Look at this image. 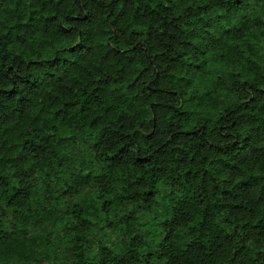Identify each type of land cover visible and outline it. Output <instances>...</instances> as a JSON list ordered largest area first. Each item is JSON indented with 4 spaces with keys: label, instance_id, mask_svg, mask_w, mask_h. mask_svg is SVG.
Here are the masks:
<instances>
[{
    "label": "trees",
    "instance_id": "1",
    "mask_svg": "<svg viewBox=\"0 0 264 264\" xmlns=\"http://www.w3.org/2000/svg\"><path fill=\"white\" fill-rule=\"evenodd\" d=\"M25 2L0 18V261L264 264V0H60L63 26Z\"/></svg>",
    "mask_w": 264,
    "mask_h": 264
},
{
    "label": "clouds",
    "instance_id": "2",
    "mask_svg": "<svg viewBox=\"0 0 264 264\" xmlns=\"http://www.w3.org/2000/svg\"><path fill=\"white\" fill-rule=\"evenodd\" d=\"M28 2L32 3L34 8H38L40 3H47V0H28ZM85 0H81V3H84ZM98 4L100 5V9L99 12L103 13L106 9L110 10L113 0H97ZM49 7H54L56 8L57 13L60 14L61 19H59L56 23L60 24L61 26H63V15H65L66 13H64L61 8L62 5H60V0H52V3ZM9 13H11L12 18L15 19L17 16H24L26 18V16L28 14H30V9L28 8V3L25 2V0H16V7L15 9L11 8L9 5H6L3 0H0V18H3L5 21H7L8 19V15ZM100 20H103V15L101 14ZM100 21H98L99 23ZM79 25L76 26V28L74 30H79ZM6 33H7V29H0V56L4 55V44L7 43V37H6ZM15 36H21L22 38H24L25 40L28 39L27 36H25V34L23 32H18V33H14L12 35V39H15ZM81 40H83V36L80 37ZM30 44H32V50L34 52V54L37 55V57L39 56V50L35 47V44L32 43L31 41H29ZM18 45H10L8 48L9 52L15 51V48ZM27 47V45L25 46ZM10 62V61H9ZM0 63H3L2 60H0ZM75 65L72 66V69H69L68 71H72L73 69H75ZM84 67H88V63L86 62L84 64ZM58 73L63 74L65 77H67V72L65 71V69L63 68H58L57 69ZM81 73H83V69H81ZM55 78H53L52 83H55ZM49 83V81L47 80V78H44L43 83H41L40 80H37V87L38 88H42L44 87V84ZM193 107H195L196 105L193 104ZM187 191V190H186ZM182 249V246H181ZM181 249H177L175 250L172 254L179 258L183 264H187V259H185L187 257V253L183 252L182 254V250ZM229 260H231V255L230 253L224 251V250H219L218 253H208L204 256H201L199 258H197V264H229ZM0 264H4V262L0 261Z\"/></svg>",
    "mask_w": 264,
    "mask_h": 264
}]
</instances>
